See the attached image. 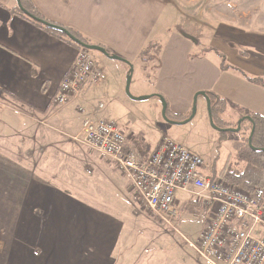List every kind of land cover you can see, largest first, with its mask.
Listing matches in <instances>:
<instances>
[{
  "label": "crops",
  "instance_id": "1",
  "mask_svg": "<svg viewBox=\"0 0 264 264\" xmlns=\"http://www.w3.org/2000/svg\"><path fill=\"white\" fill-rule=\"evenodd\" d=\"M31 2L47 21L73 29L92 45L102 46L128 62L114 66L97 57L103 72L101 81L77 102L60 106V114L51 118L60 130L79 131L83 118L78 108L84 105L91 108L89 116L95 121L112 120L105 115L100 118L104 106L94 103L101 93L99 88H104L103 94L109 88L111 75L105 70L117 71L120 91L127 83L130 65L134 69L150 44L161 47L154 90L147 94L155 100L154 110L162 97L168 112L170 108L187 117L195 96L211 92L225 102L221 118L229 123L227 128L233 129L234 121L254 114L264 116V31L223 24L204 45L172 30L179 16L169 0ZM18 7V0H0V136L26 134L30 140L31 120L39 124L54 113L53 99L80 50L18 16ZM224 59L227 69L222 68ZM197 101L206 102L202 96ZM231 113L234 116H229ZM120 129L129 144L145 154L154 151L166 136L154 141L150 134ZM30 170L0 155V264H128L130 255L140 257L139 250L130 251L136 238H130L128 226L98 213L95 196L78 199L62 187H43L36 180L38 169ZM48 191L60 197L47 200L44 192ZM33 198H40L42 207H60V214H24L26 207L33 213Z\"/></svg>",
  "mask_w": 264,
  "mask_h": 264
},
{
  "label": "rangeland",
  "instance_id": "2",
  "mask_svg": "<svg viewBox=\"0 0 264 264\" xmlns=\"http://www.w3.org/2000/svg\"><path fill=\"white\" fill-rule=\"evenodd\" d=\"M169 1L176 11L175 14L179 16L176 19L179 22L172 30L195 43L208 45L215 31L223 24L250 31H264V0ZM162 21L164 22L165 18ZM160 49L159 46L152 47L140 57V64L134 65L131 97L126 93V85L119 91L117 71L113 68L110 71L105 70L106 74L111 75L109 88L105 94L102 93L104 88H99L101 93L95 96L94 101L95 104L104 106L100 110V118L105 115V118L112 119L126 132L132 128L137 133L150 134L154 141L164 135L171 137L202 156L208 168L212 169L214 165L218 173L227 164L229 168L233 166L241 170L245 163L240 162L235 146L242 139L243 129L238 133H219L213 129L207 102L197 101L194 119L182 125L178 123L183 122L185 115L174 113L169 108L167 117L170 123L167 122L162 117V103H157V110H154V98L136 100L149 97L147 94L154 90ZM91 53L95 59H105L110 65L125 64L108 60L98 52ZM139 66L143 70H140ZM55 107L54 113L49 115L47 121L40 120L38 124L31 120L33 129L30 140L26 134H2L0 155L21 168H37L36 180L43 183V187L45 184L58 189L62 187L61 190H65L67 194L71 193L70 195L75 194L78 199H87L89 194L95 196L97 212L123 222V226L130 229V238H136V243L133 244L135 247L130 246V251L139 250L137 254L140 252L141 255L138 259L136 255H130L128 264H205L189 242L195 243L201 237L209 224L210 213L200 209L192 197L182 195L177 197L179 217L173 225L163 223L139 201L128 179L119 173L114 164L83 143V122L85 117H89L91 108L81 106L86 110L84 114H80L83 120L80 122L79 131L74 133L73 129L60 130V126L55 124L56 120L51 121L55 114H60V106ZM231 115L234 116L232 113L229 116ZM25 119L30 120L28 115ZM238 122L239 120H236L232 123L233 129L238 127ZM214 124L219 127L217 122L214 121ZM219 135H225L226 140L218 143ZM76 189L80 194H76ZM44 197L54 201L55 197L60 196L48 191L46 194L44 192ZM33 199V213L26 207L24 214L26 211L36 215L60 214V207H42L40 198ZM158 255H163V258L160 260Z\"/></svg>",
  "mask_w": 264,
  "mask_h": 264
},
{
  "label": "built area",
  "instance_id": "3",
  "mask_svg": "<svg viewBox=\"0 0 264 264\" xmlns=\"http://www.w3.org/2000/svg\"><path fill=\"white\" fill-rule=\"evenodd\" d=\"M79 50L53 99L57 106L77 102L102 79L91 51ZM78 111L85 113L82 107ZM89 117L83 122V143L107 157L163 223L173 225L179 217L182 195L210 213L201 237L195 243L186 240L205 264H264V188L248 191L214 177L202 156L170 137L145 154L129 144L116 122Z\"/></svg>",
  "mask_w": 264,
  "mask_h": 264
},
{
  "label": "trees",
  "instance_id": "4",
  "mask_svg": "<svg viewBox=\"0 0 264 264\" xmlns=\"http://www.w3.org/2000/svg\"><path fill=\"white\" fill-rule=\"evenodd\" d=\"M18 1L19 7L15 11L18 16L25 18L26 20L38 26L40 29L48 32L49 34L57 37L58 39L66 43L78 47L79 49L84 48V45H92L88 39L83 37L80 33L74 31L73 29L51 23L44 19L35 9L31 0ZM50 25L60 27L67 31L76 41L80 42V45L77 44L73 39L68 37L63 31L53 29L50 27ZM152 47L156 48L157 46L150 44L146 49L141 52L140 57H143V55L148 53L149 49H151ZM108 52L110 53V51ZM110 54L113 55L112 53ZM222 68H228V66L225 65V59L222 62ZM206 94L211 101V111L215 123L217 122L219 124V128H227L229 125L227 123L222 122L221 118L226 108L224 100L216 96L214 93L207 92ZM189 117L190 115L187 117L183 116L182 120L185 121ZM250 117L252 121L246 120L242 124V129L244 132L241 129V133L243 134V136L241 137V141L235 146V150H237L238 152L239 160L240 162L245 163V167H242L241 170H237L233 166L229 168V164H227L226 167L219 173L216 172L215 166L213 167L214 177L220 176L227 182L242 187L243 189L248 191H251L256 187L264 188V116L254 114ZM222 124L225 126H222ZM253 129L254 135L252 139V145L254 148H257L256 151L253 150L252 147L248 146V139ZM225 140V135H219L218 143Z\"/></svg>",
  "mask_w": 264,
  "mask_h": 264
},
{
  "label": "water",
  "instance_id": "5",
  "mask_svg": "<svg viewBox=\"0 0 264 264\" xmlns=\"http://www.w3.org/2000/svg\"><path fill=\"white\" fill-rule=\"evenodd\" d=\"M18 4H19V1H18ZM51 28L53 29H57V30H61L63 31L68 37H70L71 39H73L77 44L80 45V42L76 41L67 31H65L64 29L60 28V27H57V26H53V25H50ZM84 49L88 50V51H93V52H98V53H101L102 55H104L106 58L110 59V60H115V61H120V62H124V63H128L127 61H125L124 59L116 56V55H111L104 47L102 46H99V45H84ZM133 72H134V69L133 67L130 65V74L128 75L127 77V83H126V93L131 97V94H130V86H131V81H132V75H133ZM199 96H202L205 98L206 102H207V106H208V113H209V120H210V124L211 126L213 127V129H215L216 131H218L219 133H223V132H233V133H238L240 132V130L242 129V124L248 120V121H252L251 117H245V118H242L239 120L238 122V127L236 129H221L219 127H217L215 124H214V120H213V114H212V111H211V101L209 99V97L207 96V94L205 92H201V93H198L196 96H195V99H194V106H193V110H192V113L190 115V117L188 119H186L185 121L183 122H179L178 124H187L189 123L190 121H192L196 115V103H197V99ZM150 97H140V98H137L136 100H140V101H143V100H146V99H149ZM160 100H161V103H162V117L164 118V120H166L167 122L170 123V121L168 120V117H167V110H168V105H167V102L165 101V99H163L162 97H159ZM171 123H175V122H171ZM253 135H254V129L252 130L251 132V135L248 139V146L249 147H252L253 150H257V148H254L253 145H252V139H253Z\"/></svg>",
  "mask_w": 264,
  "mask_h": 264
},
{
  "label": "bare ground",
  "instance_id": "6",
  "mask_svg": "<svg viewBox=\"0 0 264 264\" xmlns=\"http://www.w3.org/2000/svg\"><path fill=\"white\" fill-rule=\"evenodd\" d=\"M256 151V150H255Z\"/></svg>",
  "mask_w": 264,
  "mask_h": 264
}]
</instances>
